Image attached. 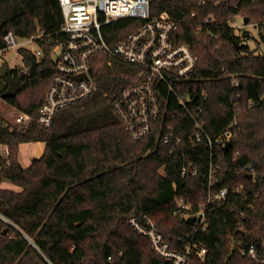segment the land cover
Listing matches in <instances>:
<instances>
[{
  "label": "trees",
  "instance_id": "16d2710c",
  "mask_svg": "<svg viewBox=\"0 0 264 264\" xmlns=\"http://www.w3.org/2000/svg\"><path fill=\"white\" fill-rule=\"evenodd\" d=\"M151 11L153 15L169 13L178 24L176 41L189 44L198 57L197 69L176 87L191 98L207 95V100L191 105L201 103L202 120L211 134L232 121L236 109L231 96L240 95L238 135L228 152L221 150L222 185H231L228 175L244 165H253L258 174L264 172V55L242 45L230 26L237 15L264 24V0H152ZM62 22L59 0H0L1 30H14L23 38L39 29L46 34L39 42V60L23 51L26 68L4 75L6 81L8 76L17 78L27 72L23 90L5 100L34 120L56 73L52 52L58 43L67 41ZM142 24L137 19L115 22L105 28L106 39L115 45ZM261 38L264 41V31ZM98 59L94 75L99 91L60 111L50 130L0 129V144L10 149L8 158L0 155V264H111L109 257L123 264H165L150 240L129 224L130 218L148 215L174 245L185 233L193 232L194 219L179 214L177 202L184 197L198 206L206 191L209 159L203 149L191 146L193 122L171 98L163 129L158 125L151 135L134 140L114 103L137 82L139 69L119 61L109 65L104 55ZM34 61L38 66L32 70ZM232 76L239 83L235 88ZM167 91L163 85L164 104ZM169 126L184 135L179 146L164 142ZM35 130L46 149L24 168L20 147L33 141L30 132ZM185 156L198 161L199 176L181 175ZM244 180L242 175L237 181ZM6 181L20 190L2 187ZM255 191L262 195L250 197L249 218L241 215L247 204L244 198H229L216 207L206 232L198 235L207 248L206 259H196L195 264H258L235 247L240 230L250 233L248 241L260 240L264 185Z\"/></svg>",
  "mask_w": 264,
  "mask_h": 264
},
{
  "label": "built area",
  "instance_id": "2783aa9c",
  "mask_svg": "<svg viewBox=\"0 0 264 264\" xmlns=\"http://www.w3.org/2000/svg\"><path fill=\"white\" fill-rule=\"evenodd\" d=\"M59 1L63 13L61 32L67 36V41L58 43L52 52L56 73L51 79L46 100L40 107L36 120L30 114L14 107L15 124L0 117V129L25 132L33 127H39L46 131L50 130L60 111L87 101L99 91L100 82L94 75V69L97 67L100 55L108 58L109 65L119 61L137 67L139 69L137 82L127 87L114 103V110L126 131L134 140L139 141L151 135L158 125L163 129L169 110L168 103L172 98L182 106L186 118L193 122L191 146L205 151L209 166L204 175L206 191L203 201L198 206H194L184 197L177 198L178 213L194 219L193 232L185 233L177 245L166 238L148 215L133 216L129 224L137 233L148 238L155 253L162 259L168 260L169 264H195L196 259L205 261L208 251L202 246L198 235L206 232L216 207L229 198H244L247 204L241 215L249 218L247 210L253 208V204L248 203L250 197L258 198L262 195L261 191L256 192L255 189L264 185V172L258 174L253 165H244L236 173L228 175L231 185H222L221 150L225 151L226 145L232 143L238 135L240 95L233 93L231 96L236 109L232 121L220 132L211 134L202 120L201 103L191 105L192 101L207 100V95L203 93L191 98L182 95L176 87L178 81L188 79L197 69L198 57L189 44L176 41L175 32L178 24L169 13L153 15L152 0ZM125 19L142 20L143 24L126 39L111 45L106 39L105 28ZM230 26L234 28L235 25L230 22ZM3 31L4 29L0 34V69L10 63V57L20 58L23 62L22 70L25 69L23 51L32 52L37 58L42 56L39 42L46 37L43 30L39 29L27 38L20 37L11 29L5 34ZM232 77V86L235 88L239 83L235 76ZM163 85H166L168 90L166 104L162 98ZM248 104L252 107L254 101L250 100ZM183 137V134L177 135L173 126H169L164 142L174 141L179 146ZM173 152L175 148L171 150V153ZM0 155L8 158L9 146L0 144ZM181 175L199 176L198 161L190 160L185 156ZM242 175H245L246 180L237 181ZM261 230L258 243L248 241L250 233L248 236L239 233L235 241L237 250L258 264H264V215ZM109 262L123 264L122 261L117 262L112 257H109Z\"/></svg>",
  "mask_w": 264,
  "mask_h": 264
},
{
  "label": "rangeland",
  "instance_id": "374dc122",
  "mask_svg": "<svg viewBox=\"0 0 264 264\" xmlns=\"http://www.w3.org/2000/svg\"><path fill=\"white\" fill-rule=\"evenodd\" d=\"M243 15H237L235 16L230 22H233L235 25V33L236 36L240 38V41L242 45H247L250 47L252 51H255L257 54L264 55V41L261 38V32L264 31V24L260 22H249V24H245ZM0 29V34H1ZM56 54L54 55V58L56 59ZM40 58H38L39 60ZM9 64L5 65L4 68L0 69V94L8 87L6 81L4 80V75L11 70H22L23 68V62L20 58H11L9 60ZM26 68V64H25ZM15 109L12 107L5 99L0 98V117H3L8 122L15 124L16 118H15ZM29 130V129H28ZM28 130H25V132H29ZM36 132L38 130H35ZM30 132V136L32 137L33 141L36 139H41V136L39 135V132ZM45 136V135H44ZM44 139V137L42 138ZM26 145H23L20 149V157L23 156L24 151L26 150ZM24 161V159H23ZM7 185L9 188L14 187L13 184L10 182H7ZM2 187H4L2 185ZM5 188V187H4ZM8 189V188H7Z\"/></svg>",
  "mask_w": 264,
  "mask_h": 264
},
{
  "label": "water",
  "instance_id": "95a60500",
  "mask_svg": "<svg viewBox=\"0 0 264 264\" xmlns=\"http://www.w3.org/2000/svg\"><path fill=\"white\" fill-rule=\"evenodd\" d=\"M250 19L249 18H245L244 22L245 24H249ZM8 29H4L3 33H7ZM38 66V61H34L33 62V66H32V70H34L36 67ZM27 75L26 71H22L21 74L19 75V77H13V76H8L6 78V83L8 85L7 89L2 93V98L3 99H7V98H12V97H16L22 90H23V78ZM232 146V143L229 142L226 147H225V151H228ZM237 233H241L245 236H248L249 233L245 230H240ZM165 264H169L168 260H165Z\"/></svg>",
  "mask_w": 264,
  "mask_h": 264
},
{
  "label": "crops",
  "instance_id": "0c3cea01",
  "mask_svg": "<svg viewBox=\"0 0 264 264\" xmlns=\"http://www.w3.org/2000/svg\"><path fill=\"white\" fill-rule=\"evenodd\" d=\"M23 145H26L27 147H26V150L24 151L22 157H20V154H19V161H20V164L24 168H28L32 164L34 159L40 158L44 155V152L46 149V142H45V140L40 139V140H35V141L28 142V143H24L21 145V147ZM21 147H20V149H21ZM23 159H24V161H23ZM2 185L8 189L17 190V191L20 190V188L15 186L14 184H13L14 187L9 188L7 185V181L4 182Z\"/></svg>",
  "mask_w": 264,
  "mask_h": 264
}]
</instances>
